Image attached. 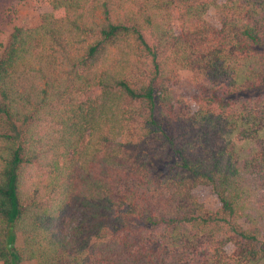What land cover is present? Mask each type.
<instances>
[{"label":"trees","instance_id":"16d2710c","mask_svg":"<svg viewBox=\"0 0 264 264\" xmlns=\"http://www.w3.org/2000/svg\"><path fill=\"white\" fill-rule=\"evenodd\" d=\"M32 1L0 34V262L264 264V0Z\"/></svg>","mask_w":264,"mask_h":264},{"label":"rangeland","instance_id":"374dc122","mask_svg":"<svg viewBox=\"0 0 264 264\" xmlns=\"http://www.w3.org/2000/svg\"><path fill=\"white\" fill-rule=\"evenodd\" d=\"M47 8L43 6H37L32 0H0V34L4 31H8L13 25H20L23 27H32L38 24L40 15L46 11ZM206 19L212 24H219L221 19L220 15L216 12L210 11L206 14ZM187 75L186 72H184ZM172 160L175 157L171 158ZM155 168L163 171L166 168V162L164 160L156 159L153 161ZM193 194L204 203L207 208L212 210L219 207V203L215 195L212 193L209 187L205 185L196 186L193 189ZM257 197L258 201H262L264 204V191L259 192ZM243 226L247 225L240 220ZM233 245L228 244L226 251L231 254L233 251ZM0 264H2L0 262ZM24 264H34L33 262H27Z\"/></svg>","mask_w":264,"mask_h":264}]
</instances>
